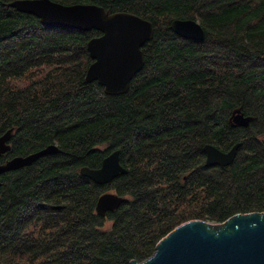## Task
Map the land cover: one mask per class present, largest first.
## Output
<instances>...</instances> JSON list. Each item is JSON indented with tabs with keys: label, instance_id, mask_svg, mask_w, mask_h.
<instances>
[{
	"label": "trees",
	"instance_id": "obj_1",
	"mask_svg": "<svg viewBox=\"0 0 264 264\" xmlns=\"http://www.w3.org/2000/svg\"><path fill=\"white\" fill-rule=\"evenodd\" d=\"M10 1L0 0V135L14 130L0 164L58 151L0 174V264H129L184 221L264 210V0H54L152 23L143 66L117 94L85 80L98 30L49 27ZM173 18L197 19L204 39L175 34ZM235 108L247 126L229 121ZM236 142L232 163L204 165L205 143ZM115 149L125 173L104 184L79 173ZM108 190L124 200L100 215Z\"/></svg>",
	"mask_w": 264,
	"mask_h": 264
},
{
	"label": "water",
	"instance_id": "obj_2",
	"mask_svg": "<svg viewBox=\"0 0 264 264\" xmlns=\"http://www.w3.org/2000/svg\"><path fill=\"white\" fill-rule=\"evenodd\" d=\"M9 5L35 15L49 27L98 30L100 34L87 41L92 62L86 69L85 80H96L105 93L125 92L133 75L143 66L142 46L151 39L153 26L137 14L108 13L100 5L85 2L12 0ZM169 26L175 34L186 39L203 40L205 36L202 25L194 18H173ZM251 119L252 116L235 108L229 121L233 125L247 126ZM13 130V127L8 128L0 135V154L10 149ZM239 145L236 142L228 150H221L205 143L204 165H229ZM57 151V144L52 143L27 154L12 156L0 164V174L28 166L40 156ZM125 172L117 149L107 153L98 167L79 168L82 176L98 184L109 183ZM123 200L124 196L114 191H104L96 200L95 212L105 215ZM129 264H264V210L237 212L223 221L200 218L184 221L156 242L151 255L140 261L131 259Z\"/></svg>",
	"mask_w": 264,
	"mask_h": 264
},
{
	"label": "rangeland",
	"instance_id": "obj_3",
	"mask_svg": "<svg viewBox=\"0 0 264 264\" xmlns=\"http://www.w3.org/2000/svg\"><path fill=\"white\" fill-rule=\"evenodd\" d=\"M109 224H110L109 222H106L104 228H108Z\"/></svg>",
	"mask_w": 264,
	"mask_h": 264
}]
</instances>
